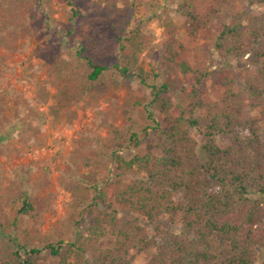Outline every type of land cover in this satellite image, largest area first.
<instances>
[{"label":"rangeland","instance_id":"obj_1","mask_svg":"<svg viewBox=\"0 0 264 264\" xmlns=\"http://www.w3.org/2000/svg\"><path fill=\"white\" fill-rule=\"evenodd\" d=\"M178 3L179 0H0V108L5 119L17 117L24 126L8 140L0 141V264H23V253L16 246L41 249L59 239L67 242L84 234L89 217L71 214L67 207L71 191L77 185H95L97 192H104L108 201L112 200L114 165L107 149L114 145L110 127L125 132L131 126L143 141L137 148H114L117 155L128 159L143 153L144 140L150 138L154 125L152 119L164 124L163 115L150 105V86L169 83L164 97L171 102L170 116L174 118L180 110L188 111L189 93L215 101L223 92V80H231L234 90L240 91L244 78L256 75L259 66H251L243 59L220 61L214 48L223 25L246 8L247 0L227 2L221 13L194 37L184 30ZM77 5L82 9L78 10ZM76 9L79 17H88L82 21L79 17L71 19ZM100 18L107 33L106 48L112 47L121 63L131 55L126 41L134 32L151 36L149 47L138 55L136 65L150 77L147 86L138 83L133 69L132 76H118L102 94L82 93L75 86L68 73L75 64L71 55L78 49L80 34L90 32ZM166 24L177 41L173 45L174 61H185L193 72H208L199 83L182 74L175 62L168 61L170 52L166 46L170 36ZM67 29L72 30L70 35ZM244 114L250 119L259 117L247 106ZM259 124L264 137V120ZM192 135L201 159L204 139L196 131ZM217 144L225 147L228 141L219 137ZM139 176L131 171L124 179ZM24 198L32 206L27 215L20 213ZM140 221L157 241L163 231H181L178 224L164 219L157 232L143 219ZM110 246V239L101 241L100 247ZM152 252L138 254L133 264H144ZM40 256L36 264H56L44 253ZM263 257L260 251L257 264Z\"/></svg>","mask_w":264,"mask_h":264},{"label":"trees","instance_id":"obj_2","mask_svg":"<svg viewBox=\"0 0 264 264\" xmlns=\"http://www.w3.org/2000/svg\"><path fill=\"white\" fill-rule=\"evenodd\" d=\"M230 1L179 0L177 13L184 19L185 32L196 36ZM80 7L77 5L78 10ZM78 10L72 11L71 19L79 17ZM87 17H79V21ZM98 21L90 32L80 34L78 49L71 55L75 64L68 73L75 86L82 93L102 94L118 76H132V69L138 83L147 86L150 77L136 65L151 36L134 32L126 41L131 55L121 63L113 48H106L107 33L102 19ZM165 26L170 36L168 61L173 63L177 41L170 25ZM214 48L220 61L243 59L259 66L256 75L246 76L240 91L234 90L231 80H223V92L215 101L189 93L188 111L180 110L174 118L170 116L171 102L164 97L169 83L150 86V105L163 115L164 124L154 121L148 112L154 123L150 138L144 140L143 153L128 159L117 155L114 148H137L143 141L131 126L125 132L110 127L114 145L107 149L114 165L112 200L97 192L95 185L75 186L67 207L74 216L89 217L84 234L41 249L16 246L23 253V264H36L41 253L56 264H133L138 254L148 250L153 252L144 264H257L258 253H264V137L259 124L264 120V0H247L246 8L223 25ZM175 64L195 83L208 75L207 71L193 72L185 61ZM245 106L256 110L259 117L247 118ZM23 128L17 117L5 119L0 108V141ZM193 131L204 139L201 159ZM219 137L227 139L225 147L217 144ZM131 171L140 176L125 181ZM31 209L24 198L20 213L27 215ZM140 218L156 232L162 219L178 224L181 231H163L157 241L145 231ZM105 239L111 240V246L102 248Z\"/></svg>","mask_w":264,"mask_h":264}]
</instances>
